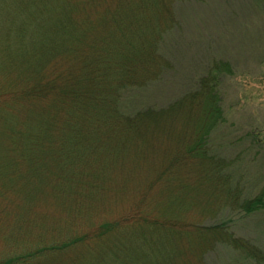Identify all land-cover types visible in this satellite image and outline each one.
<instances>
[{"label": "trees", "instance_id": "16d2710c", "mask_svg": "<svg viewBox=\"0 0 264 264\" xmlns=\"http://www.w3.org/2000/svg\"><path fill=\"white\" fill-rule=\"evenodd\" d=\"M178 1L25 0V19L21 5L0 44V190L22 214L2 220L27 233L0 264H210L219 245L260 259L221 217L264 211V185L245 196L210 144L233 66L137 104L172 69Z\"/></svg>", "mask_w": 264, "mask_h": 264}, {"label": "rangeland", "instance_id": "374dc122", "mask_svg": "<svg viewBox=\"0 0 264 264\" xmlns=\"http://www.w3.org/2000/svg\"><path fill=\"white\" fill-rule=\"evenodd\" d=\"M24 3L25 0H0V44L12 23L17 22L21 5L25 19ZM87 6L93 7L89 3ZM174 9L179 23L161 43L172 69L151 83L149 95L136 90V102L163 105L190 87L214 59L228 61L234 74L222 81L225 118L211 133L210 144L216 154L232 162L236 181H240L244 195L251 197L264 185V0H179ZM104 15L116 14L106 10ZM4 52L10 54L8 48ZM4 57H0V66L9 71L8 57ZM0 126L3 129L6 123ZM5 194L0 190V211L4 212H0V255L8 253L9 257L21 251L27 231L19 221L13 229L2 220L7 217L13 224L16 220L12 213L19 219L22 215L15 209L16 202L12 203ZM35 207L41 208V203ZM221 218L236 236L250 240L258 248L260 259H250L238 250L219 245L207 255L208 262L264 264V211L249 215L226 211Z\"/></svg>", "mask_w": 264, "mask_h": 264}]
</instances>
